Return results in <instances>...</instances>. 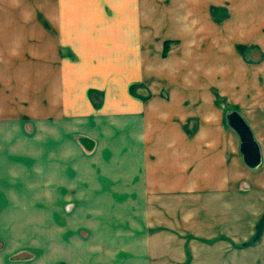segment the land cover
I'll return each instance as SVG.
<instances>
[{"label":"crops","instance_id":"1","mask_svg":"<svg viewBox=\"0 0 264 264\" xmlns=\"http://www.w3.org/2000/svg\"><path fill=\"white\" fill-rule=\"evenodd\" d=\"M138 8L0 0V264H264V230L242 247L264 216V113L239 108L264 100L235 82L250 169L219 98L227 48L202 51L220 90L182 81L175 53L155 78Z\"/></svg>","mask_w":264,"mask_h":264},{"label":"rangeland","instance_id":"2","mask_svg":"<svg viewBox=\"0 0 264 264\" xmlns=\"http://www.w3.org/2000/svg\"><path fill=\"white\" fill-rule=\"evenodd\" d=\"M136 1L137 6L141 8L135 9V12L137 15L143 14L142 18L146 19L147 23L148 67L151 65L149 71L150 69H152L151 72L154 71L151 74L156 76L155 78L165 73V79L171 76L170 69L173 64L168 63V57L175 53L174 56L179 55V61L182 63L179 66L180 73H178L182 81H190L196 88H199L207 85L211 79L212 86L219 88L220 80L223 79L219 76V66L217 70L214 66L212 67L210 76L208 71H204V61L207 63L209 58H205L202 51L209 48L208 40H210L214 45L211 48L216 50L227 48L229 54L226 62V92L228 95H223V98L219 96L223 100L222 106L227 108L228 112L237 108V98L240 97L236 94L234 87L237 80L243 86L252 84L255 93H259L261 100H264V0ZM216 7H223L226 11L218 24L214 23V14L218 10ZM253 32L255 37L257 33L259 34V41L242 43L240 39L242 35L250 36ZM240 44H243L245 50H237ZM159 51H161L160 55ZM242 52H244L243 58ZM154 61L156 64L159 61L161 66H158L159 64L154 66ZM248 71L257 72L260 77L259 82L255 80L256 74L252 75L254 76L252 82ZM243 86H241L240 94L250 96L253 92L252 88L249 87V91ZM255 86H260V88ZM210 89V95L216 97L214 89ZM239 108L243 113L252 114L255 117L259 113H264V104L260 106L242 105Z\"/></svg>","mask_w":264,"mask_h":264},{"label":"water","instance_id":"3","mask_svg":"<svg viewBox=\"0 0 264 264\" xmlns=\"http://www.w3.org/2000/svg\"><path fill=\"white\" fill-rule=\"evenodd\" d=\"M226 120V124L236 133V136H238L240 139L239 148L243 158L242 160L246 166L250 169L259 167L262 161L261 150L249 124L237 111L228 112ZM259 220L260 221L257 225V230L255 231L256 234L252 240L253 242L259 240L263 233L262 231L264 230V216Z\"/></svg>","mask_w":264,"mask_h":264},{"label":"trees","instance_id":"4","mask_svg":"<svg viewBox=\"0 0 264 264\" xmlns=\"http://www.w3.org/2000/svg\"><path fill=\"white\" fill-rule=\"evenodd\" d=\"M252 243H254V242L251 240L250 242H247L245 244H242V247L248 246L249 244H252Z\"/></svg>","mask_w":264,"mask_h":264}]
</instances>
